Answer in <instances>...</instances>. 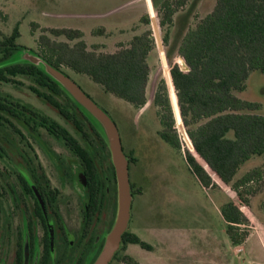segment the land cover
<instances>
[{
	"label": "trees",
	"instance_id": "obj_1",
	"mask_svg": "<svg viewBox=\"0 0 264 264\" xmlns=\"http://www.w3.org/2000/svg\"><path fill=\"white\" fill-rule=\"evenodd\" d=\"M188 1L164 0L159 7L160 26L171 25L175 13ZM142 22L149 24L150 18L144 16ZM42 31L40 54L50 64L88 75L107 92L136 107L147 104L151 76L149 57L155 47L151 29L135 35L126 44L121 43L113 52L99 51L97 44L89 47L79 28L44 27ZM48 32L66 39H54ZM20 35L19 26H16L10 35L0 37V83L15 82L14 77L19 75L30 78L49 92L33 87L38 95L44 96L87 138L90 146L97 148V152L84 147L56 119L1 91L0 115L6 116L11 125L14 122L10 116L21 117L23 121L25 116H34L37 124L63 140L84 162L89 184L104 182L103 177L98 178L99 167L94 158L97 154L105 157L114 180L117 206V182L111 152L105 137L86 112L36 64H3L25 48L17 42ZM169 38L167 31L164 43L168 44ZM176 47L177 60L167 69L170 94L166 81L162 80L154 95L162 123L159 133L166 142L184 151L189 167L206 189L232 185L236 197L224 202L220 209L227 234L232 244L238 246L246 242L250 228L255 224L250 199L264 188V163L237 178L244 163L256 155L264 156V114L256 112L262 106L260 102L236 95L237 91L246 89L252 72L264 73V0H217L211 12L183 33ZM132 161H136L133 153L130 155ZM102 187L105 188L104 183ZM132 187L135 194L134 183ZM130 243L152 249L147 241L128 229L123 236V248ZM117 258H120L119 252L114 259ZM120 259L127 264H141L130 255Z\"/></svg>",
	"mask_w": 264,
	"mask_h": 264
},
{
	"label": "rangeland",
	"instance_id": "obj_2",
	"mask_svg": "<svg viewBox=\"0 0 264 264\" xmlns=\"http://www.w3.org/2000/svg\"><path fill=\"white\" fill-rule=\"evenodd\" d=\"M147 2L148 0H0V37L10 35L19 26L21 35L17 42L25 48L14 59L20 60H26L30 54L41 55L39 37L44 27L82 28L89 47L98 44L99 51L111 52L120 47L122 42L118 41L130 36L132 31L129 26L132 24L128 21L142 11ZM216 2L217 0H189L175 13L173 23L166 26H160L162 14L158 9L152 12L150 23H144V30L151 29L153 32L155 47L149 57L151 76L147 90L148 102L143 107H136L107 92L86 74L67 67L62 69L112 117L119 128L129 160L131 153L136 158V161L130 163V177L137 192L134 194L129 230L147 241L152 249L132 243L123 248L122 244L118 251L120 258L130 255L141 264H264V188L250 199V209L255 220L250 228V235L246 242L235 247L227 234L220 209L224 202L236 197L232 185L214 190L206 189L189 167L184 151L166 142L159 133L162 123L158 115L159 107L154 104V95L162 80L167 83V69L177 60L176 45L183 33L188 28L195 27L211 12ZM120 23L121 27L129 29V34L118 31ZM141 28L135 27L133 31L141 32ZM167 31L170 34L168 44L164 43ZM48 34L54 39H66L50 32ZM14 79L15 82L0 83L3 94L11 95L56 119L83 145L91 148L87 138L67 122L44 96L38 95L33 89L40 88L38 85L26 76L19 75ZM168 92L170 94L169 86ZM236 95L260 102L262 106L256 112L264 114V73L252 72L246 89L237 91ZM12 120L26 134V140L34 146L54 185L63 195H70L77 201L84 184L83 175L77 173L79 164L65 142L54 137L41 125L32 129L23 122ZM179 133L181 134L180 130ZM0 144L3 148H0V206L4 214L13 210V192L6 183L15 185L19 161L17 149L18 146H23L19 134L4 120L0 125ZM58 155L71 165L73 177L70 180L63 174ZM263 163L264 156L252 157L242 165L237 178ZM73 215L72 224L76 225L79 216L75 212ZM9 219L14 225L19 220L16 215H11ZM120 258L113 259L111 264H127Z\"/></svg>",
	"mask_w": 264,
	"mask_h": 264
},
{
	"label": "flooded vegetation",
	"instance_id": "obj_3",
	"mask_svg": "<svg viewBox=\"0 0 264 264\" xmlns=\"http://www.w3.org/2000/svg\"><path fill=\"white\" fill-rule=\"evenodd\" d=\"M9 118L32 129L39 125L32 115L25 116V121L21 117ZM2 120L8 122L6 116L0 115V125ZM8 124L19 134L23 146L17 149L19 161L15 185L6 183L13 192V210L4 215L0 206V264H93L103 249L117 211L114 180L106 158L100 154L94 158L99 167L98 178L103 177L104 182L89 184L84 162L69 147L79 164L77 173L83 175L84 180L81 194L75 201L54 185L23 130L15 122ZM0 148L3 149L1 144ZM86 148L97 152L95 147ZM58 160L64 176L70 180L73 177L71 165L59 155ZM73 212L79 216L76 225L72 224ZM11 215L19 218L15 225L9 219Z\"/></svg>",
	"mask_w": 264,
	"mask_h": 264
},
{
	"label": "water",
	"instance_id": "obj_4",
	"mask_svg": "<svg viewBox=\"0 0 264 264\" xmlns=\"http://www.w3.org/2000/svg\"><path fill=\"white\" fill-rule=\"evenodd\" d=\"M15 62H31L48 73L86 112L108 143L117 180V211L103 249L93 264H110L120 250L123 236L129 229L134 199L130 160L124 150L119 128L112 117L69 74L50 64L41 55L30 54L26 60L13 58L3 64Z\"/></svg>",
	"mask_w": 264,
	"mask_h": 264
},
{
	"label": "crops",
	"instance_id": "obj_5",
	"mask_svg": "<svg viewBox=\"0 0 264 264\" xmlns=\"http://www.w3.org/2000/svg\"><path fill=\"white\" fill-rule=\"evenodd\" d=\"M163 1L164 0H159V1H154V0L151 1V0H148V2L145 3V7L142 9V11H140L137 14H135L134 15V18L131 19L130 21H128L129 23L132 24L131 27L129 26V28L132 31V33L130 34V36L126 40H122V41H118V42H120V43L122 42V43H125L126 44V43L130 42L135 35L141 34L143 31H145L144 30L145 29V25L142 22L143 17L144 16H148L150 18L152 12H155L156 10H158L159 7H160V5H161V3ZM119 25H120L119 26L120 29H118V31L123 32V33L126 32L127 34H129V31H128L129 29L128 28L121 27L122 26V23H120ZM138 26H139V28L142 27L141 29H143V31H141V32H134L133 31L134 28L135 27H138ZM81 30L83 31L84 29L81 28ZM84 36H85V31H84ZM100 45H102V44H100ZM115 50H117V49H115ZM115 50H113V51H115ZM113 51H111V52H113ZM212 190H214V189H212ZM235 247H239V246H235Z\"/></svg>",
	"mask_w": 264,
	"mask_h": 264
}]
</instances>
